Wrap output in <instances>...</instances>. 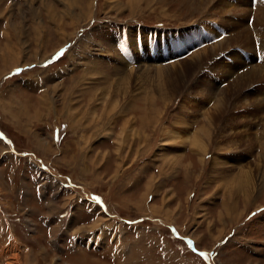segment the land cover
Here are the masks:
<instances>
[{"label":"rangeland","instance_id":"374dc122","mask_svg":"<svg viewBox=\"0 0 264 264\" xmlns=\"http://www.w3.org/2000/svg\"><path fill=\"white\" fill-rule=\"evenodd\" d=\"M194 1L0 0V264H264V101L248 115L239 103L238 136L216 128L200 163L185 117L216 114L230 78L205 71L164 104L149 67L226 38L200 33ZM224 1L214 8H245V27L264 3ZM110 96L120 107L105 109Z\"/></svg>","mask_w":264,"mask_h":264},{"label":"bare ground","instance_id":"6f19581e","mask_svg":"<svg viewBox=\"0 0 264 264\" xmlns=\"http://www.w3.org/2000/svg\"><path fill=\"white\" fill-rule=\"evenodd\" d=\"M221 1L225 2L224 0H219V2H221ZM254 2H255V0H254ZM214 3H216V2H214V0H195L194 6L196 8H192L194 10L190 12L191 14L188 13L186 16H189V15L192 16L196 12H197V14L200 13L201 17L198 20L201 21V25H200L201 27L199 30V31H201L200 32L201 34H202V32L205 33L208 31L207 36H209L211 34L212 36L220 37L221 34L223 33V30H224L227 33V36L225 35L226 38H224V39L222 38V40L221 41L219 40L217 43H213V44L211 43L212 45H209L203 49H199L197 51L195 50L194 53L190 54L188 60H181V61L173 63L172 65H167V66H164V65H159L157 67L149 66L152 68V70L154 72L156 71L158 78H160L159 76H161V81L158 82V85L156 86L157 88H155V89L157 92V96L159 97V100L162 101L164 104H168L169 101H171V99L173 98V95L175 94V92L178 91V87L181 84L184 85L183 91H181L184 93V95L188 92L189 88L193 89L192 87H195L196 84H198L197 78L200 77L202 74H204L205 71H210V72L215 73V76L217 75L220 80L222 79V81L230 78V82L226 83L228 85L225 88H223V89L220 88L218 90L217 98L219 99V102H220L219 105H221L222 108H220L219 111L216 112V114L215 113L211 114L212 112L209 114L207 113L203 117V119L201 120L202 121L201 124L197 128L193 127L194 123L196 121L194 119V117L192 118L195 120V121L192 120L193 122L192 121L189 122L188 117L187 118L185 117L184 122L186 124L185 127H187V128H185L184 132L182 131L183 135H182L181 139L184 142L187 141L190 145L191 151H193L194 153L199 155L198 161L200 163H202L204 161L205 154L207 153L210 145L213 146V144H215L214 138L217 136V133H218L217 130L215 131L216 128L221 129V127H223V129L228 133V135L229 134L231 135L229 137H233V136H236L238 134L236 131L233 130L234 125L239 123L238 122L239 120L236 122V119H235L236 116L235 115H234L235 117L232 116L233 109L239 108L238 105H240V104L243 106L242 108H244V109L247 105L248 106L251 105V109H252L253 106H258V105H260V103H262L264 101V70H263L264 68L262 69L259 64L255 63V60H256L255 58H254V60H252V56H253V54H255V53H253L255 51V46H253L255 41L257 42V44L260 48V51H262V52L264 51V3H262L260 6L258 5L259 7L255 8L256 13H254V18H253L252 24L250 26H247V27L244 26V22H243V19H244L243 14L244 13H239V9H243L241 11H244L245 8H231V5H229V9H228V8H225V6H227V3H225V5L223 4V8L219 7L220 9H217V8H214ZM215 12L219 14V16H216L218 18H216L214 16L215 18L211 19L212 17H210V15L214 14ZM244 12H246V11H244ZM238 15H239V17H238ZM198 20L196 23H198ZM207 20H209V22H207ZM214 23H217L219 25V26H217L218 28H216L212 25ZM193 26H195V25H193ZM238 28H241V29L238 30ZM191 30H192L191 32H194L193 35L195 37L199 38L198 37L199 32H195L196 28L194 27ZM259 32H260V35H258ZM187 34H188V32H187ZM211 39L213 40V38H211ZM236 45L245 49V50L242 49V51H244L246 53L245 57H246L247 62H246L245 58L243 57V55H241L242 53L240 54L238 51L231 49L232 48L231 46H236ZM225 51H226L225 57H228V59L230 61H226L223 58H216V56H218V54L220 52L225 53ZM3 56H5V55H3ZM139 60L140 59H137V61H139ZM128 62H129V60H128ZM126 64H128V63L126 62ZM122 68L126 69V65L122 66ZM131 68H130V71L129 70L125 71V74H124L125 75L124 79H126L125 81L127 82V84L125 85L126 86L125 89H123L121 92V94L123 93V98H124V95H126V93H127L126 89L129 88V86L131 85V77L135 76L136 70L138 72V70L141 69V68H135V69L134 68L131 69ZM147 69H149V68H146L144 70H147ZM131 70H134L133 71L134 73L132 72V74H131ZM154 72H152V73L154 74ZM216 73H218V74H216ZM121 75H123V74H121ZM121 75H120V77H121ZM138 76H139V74H138ZM157 81H156V83H157ZM201 81H202V78H201ZM205 81H206V79H205ZM208 81H210V79ZM119 83L125 84L124 82H119ZM163 85H168L171 93H169L166 90H163L164 89ZM182 85H181V87H182ZM207 85H209V84H207ZM206 89H208L207 91L210 92L209 88H206ZM190 91L191 90H189V93H190ZM156 92H155V94H156ZM201 92H202V90H201ZM183 93H182V95H183ZM200 94H202V93H200ZM45 96H46V93H45ZM210 96H211V94H210ZM107 97H106V99H107ZM152 97H153L152 94H150V96L148 95V98H147L148 104H150L152 102L151 101ZM94 100H96V102L98 101L97 99H94ZM99 100H102V99H99ZM107 101H108V105L106 106L104 104L105 109L109 106H111L112 108H116L120 102V101H118V103H116L117 101H114L113 97H111V96L109 97V100H107ZM160 101H158V102H160ZM182 101H184V100H182ZM102 103H104V102H102ZM114 103H115V106H114ZM120 103H122V101ZM118 107H120V106H118ZM123 108H125V107H123ZM148 108L150 109V111L152 109H154L153 105H151V104L149 105ZM144 109L145 108H141V107L137 108L138 111L139 110L142 111ZM247 109H245V112L243 111L244 112L243 115H245V114L248 115L250 113V111ZM263 112H264V109H263ZM106 113H108V111ZM115 113L116 112H114V113L110 112L108 114V116L114 115ZM188 115L191 116L190 114H187V116ZM263 116H264V114H262L260 116V118H259L260 121H264ZM138 119L142 123H150L151 122V124H155L160 120V118L158 116H157V118H154L153 120H149L147 118V116L146 117L139 116ZM147 119H148V122H147ZM262 124L264 126V122H262ZM212 126H213V128H212ZM188 127H190V129H191L190 131H189ZM124 128L120 131V134L118 133L119 135L122 136V133L125 130ZM180 129H182V128H180ZM170 131L171 130H165L164 129L166 137H170L173 139H178L180 137L176 131H174V133L173 132L170 133ZM125 132H127V131H125ZM221 132H223V131H221ZM235 133H236V135H235ZM106 135H110V134L107 133ZM224 136H226V135H224ZM124 137L122 139H124ZM262 139L264 140V132L262 135ZM218 162H220V164L222 165V164H226L228 161L227 162L218 161ZM236 164L238 165L237 167L242 165V167L247 168V170H246V173L248 174L247 177L251 182L252 181V178H251V172H252L251 166H252V164L250 165V164H245V163H241V162H237ZM242 167H240V168H242ZM15 253H16V251H15ZM16 256L17 255H15V258H17Z\"/></svg>","mask_w":264,"mask_h":264},{"label":"crops","instance_id":"0c3cea01","mask_svg":"<svg viewBox=\"0 0 264 264\" xmlns=\"http://www.w3.org/2000/svg\"><path fill=\"white\" fill-rule=\"evenodd\" d=\"M5 103H6L7 106H10V107H9L10 110H11V109H14V110H15L16 105H15V104L12 105V108H11V102H10V100H9L8 102L5 101ZM5 103H4V104H5ZM7 103H8V104H7ZM9 103H10V105H9ZM13 107H15V108H13ZM16 113H17V112H16ZM15 120H18V117H17V119H15ZM15 120L13 119V121H15ZM26 130H27L28 132L30 131L29 129H26ZM30 135L32 136V135H34V134H30ZM32 137L35 138L34 136H32ZM35 139H36V138H35ZM35 142H36V141H35Z\"/></svg>","mask_w":264,"mask_h":264}]
</instances>
